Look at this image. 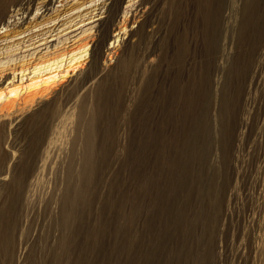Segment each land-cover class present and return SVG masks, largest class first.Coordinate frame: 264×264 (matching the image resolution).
I'll return each instance as SVG.
<instances>
[{
  "label": "rangeland",
  "instance_id": "obj_1",
  "mask_svg": "<svg viewBox=\"0 0 264 264\" xmlns=\"http://www.w3.org/2000/svg\"><path fill=\"white\" fill-rule=\"evenodd\" d=\"M108 2L0 23L2 85L91 45ZM112 12L98 64L0 110V264H264V0Z\"/></svg>",
  "mask_w": 264,
  "mask_h": 264
},
{
  "label": "bare ground",
  "instance_id": "obj_2",
  "mask_svg": "<svg viewBox=\"0 0 264 264\" xmlns=\"http://www.w3.org/2000/svg\"><path fill=\"white\" fill-rule=\"evenodd\" d=\"M34 1L35 0H0V9L2 10L0 23L3 22V24L7 26L12 25V28L21 26L25 23V14L30 10ZM52 1L53 0H44L42 8L44 7V10L48 9V5ZM108 1L109 5L105 10L107 13L104 15V18L99 21L97 36L91 39V45H89L90 43H86L83 46H80L76 51L70 49L67 52L66 49L63 48L57 51L58 56L52 58L51 60H41L32 66L31 69L30 66L24 67L25 63L19 64L18 71L16 70V67L13 66L10 71V74L12 75L11 79L8 80L5 85H2V83L8 78L9 74L4 72L5 69L0 70V110L2 112L9 111L14 106L16 98L21 92L26 94L25 97L34 99L36 94L40 91L52 88L53 83H55L58 77L61 76L60 73H68L70 66L73 65V63H76V65L71 66V69L81 65V61H84L88 57H91V62H96L97 64L99 63L106 48V40L110 37L111 32L116 31V37L120 35V30L122 29L121 26L113 24V19L111 20L110 17V14L113 13V8L118 7L120 0ZM9 5H14V8L12 9ZM13 11H16V14H20V16L11 20V17L16 16ZM39 23L41 22L31 24L22 30H16L18 31L17 34L25 32ZM51 28L52 26L46 29L44 33L51 31ZM124 30L122 32H126L127 29L125 28ZM129 34H132V31H130ZM87 54L90 55L86 56ZM62 66L63 68L61 69L60 67ZM18 75L20 76V79H18L20 81L17 82L16 76L18 77ZM63 75L64 74H62V76Z\"/></svg>",
  "mask_w": 264,
  "mask_h": 264
}]
</instances>
